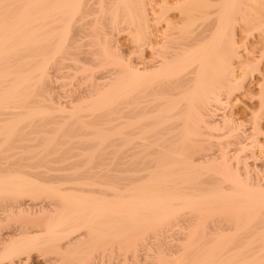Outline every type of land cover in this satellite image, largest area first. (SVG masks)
<instances>
[{
    "label": "bare ground",
    "instance_id": "bare-ground-1",
    "mask_svg": "<svg viewBox=\"0 0 264 264\" xmlns=\"http://www.w3.org/2000/svg\"><path fill=\"white\" fill-rule=\"evenodd\" d=\"M246 1L264 10L186 0L179 31L163 21L153 45L130 0H0V264H139L138 251L145 264H264V183L243 156L262 145L264 99L244 119L250 142L219 113L240 59L225 34ZM257 14L246 23L264 31ZM119 25L151 60L119 53ZM171 226L174 247L158 234Z\"/></svg>",
    "mask_w": 264,
    "mask_h": 264
},
{
    "label": "rangeland",
    "instance_id": "rangeland-1",
    "mask_svg": "<svg viewBox=\"0 0 264 264\" xmlns=\"http://www.w3.org/2000/svg\"><path fill=\"white\" fill-rule=\"evenodd\" d=\"M131 2H135V4L137 5V6H139V7H136L135 5H134V3L132 4L133 5V7L135 6V8H137V11H139V12H136L138 15H140V16H138V17H140L141 18V13H142V15L145 17V19H146V23H147V21H149L148 23H147V26H148V28L151 30V31H153L152 33H154V34H157L158 32L159 33H162L163 31L162 30H164V27L166 28V23H164V22H167V23H171L172 24V27L174 28V27H176V29H172V30H174V31H172V32H175V33H177L178 31H179V29L178 28H180L179 27V23L181 22V9L180 8H177L178 6H180V5H182L181 3L182 2H184V1H186V0H164L165 2H166V4H164L165 2H163V4H162V1L163 0H130ZM139 1H142V2H139ZM161 1V2H160ZM167 1L169 2L168 4H167ZM211 5L213 4L214 5V3L212 2L211 3V0H207ZM218 3H220L219 1H218ZM246 4H244L245 6H243V4H242V6L243 7H245V9L243 8V7H240V13L241 14H236L235 13V16L236 17H234V18H237L236 20H235V22H232V26L230 25L229 26V28H228V30L229 31H226V34H225V40L227 41V42H225V43H229V40H230V42H234L233 44H234V46H235V52L237 53V56H239V60L237 59V58H235L234 60H233V68H234V74H235V77H234V79L235 78H237L235 81H234V85H235V87L236 88H234L232 91H230L231 93H230V95L228 96V98L229 99H227L226 101L228 102H226L225 101V103H226V105L224 106L223 105V103H224V100H223V103H222V107H221V111H219V113H221L222 112V114L223 115H228V116H230L231 118L234 116L235 118H234V120H235V122L238 120V123H237V125H239V126H237V127H240L236 132L238 133V134H241V132H242V130H245V131H243V132H245V133H242V134H245L246 135V133H247V131L249 130V128H248V126L250 125H248V124H246V120H244V119H246L247 118V123H249V118L247 117V116H249L250 115V110H251V112H253V111H259L258 110V104H259V100L261 101V99L263 100L264 99V95H262V93L264 92V89L262 90V88H264V84H262V87L260 86V88H259V86L257 85V84H259V83H257V81L258 80H256L255 81V78L256 79H259V75H260V72H261V74H264V33H261V34H259V32H262L263 30L262 29H257V25L256 26H252V25H249V24H247L246 23V21H248L249 22V18H250V20L251 19H253L254 18V16H255V14L256 13H258L257 15H259V14H262L263 12H264V10L262 9V7L259 5V4H257L256 3V1L255 2H253L252 4L251 3H249V1L247 2H245ZM257 5H256V4ZM184 4V3H183ZM251 4V5H250ZM162 5V6H161ZM167 5H169V6H167ZM211 5L209 6L210 8H212L213 7V5H212V7H211ZM249 5H250V7H249ZM255 5L256 6H260L261 7V9L263 10V12L262 13H260V7L258 6V7H255ZM157 8H156V7ZM163 6H166V8L164 7V9L165 10H167L168 11V9H169V12H167V11H165L164 9H163ZM217 6H218V4H217ZM216 5L212 8V9H210L209 8V11L211 10L213 13H215L216 11L218 12L219 11V8L217 7ZM152 7V8H151ZM159 7V8H158ZM215 7H216V9H215ZM134 8V9H135ZM140 8H141V10H140ZM243 8V9H242ZM257 8V9H256ZM258 8H259V10H258ZM160 9H163V10H160ZM171 9H172V11H171ZM214 9H215V12H214ZM241 9H242V11H241ZM248 9H249V11H248ZM252 9V10H251ZM254 9V10H253ZM261 10V11H262ZM135 11H136V9H135ZM141 11V12H140ZM158 11V12H157ZM179 11V12H178ZM210 11V12H211ZM246 11V12H245ZM254 11V12H253ZM257 11V12H256ZM161 12V14L159 15V13ZM166 12V13H165ZM238 12V13H239ZM244 12V13H243ZM251 12H253V14H250ZM256 12V13H255ZM152 13V14H151ZM163 13L166 15H164L165 17H164V19L161 17V16H163ZM173 13V14H172ZM255 13V14H254ZM125 14V13H124ZM243 14V15H242ZM248 14H250V17H249V15ZM264 14V13H263ZM262 14V15H263ZM159 15V16H158ZM248 15V17L249 18H247V20H246V16ZM241 16H244V17H241ZM158 17H159V20H158ZM264 17V16H263ZM139 18V19H140ZM157 18V19H156ZM160 18H161V20H160ZM239 18H240V20H239ZM123 19H121V21H122ZM169 20V21H168ZM174 20V21H173ZM180 20V21H179ZM239 21V23H238V21ZM159 21V22H158ZM163 23H162V22ZM255 21V20H254ZM253 21V22H254ZM174 24H173V23ZM178 22V23H177ZM243 22V23H242ZM153 23V25H151ZM240 23H242V24H240ZM244 23L246 24V25H244ZM170 24V25H171ZM121 25V24H120ZM119 25V28H118V30L120 31H116V35L114 34V36H113V42H115V45H116V47H117V49L119 50V53H121L122 52V56L124 55L125 56V54H128L127 56H129L130 57V54L133 52V51H136V53H134V55L132 56V54H131V58H128L129 60H131L132 59V61L133 62H137L136 61V59L138 60V62L141 60V62H143L144 60H145V56H146V60L149 58V56L151 57V55H149L150 54V51L148 52V49H146L145 47H144V51L143 50H141L140 48H139V46H137V45H135L136 47H137V49H136V47H135V49H134V46H133V48L131 49V47H132V44L134 45V43H132V42H134V40H133V35L130 33L131 31H127V30H125V32H124V29H125V27H124V25H122V27H124V29L123 28H121V26ZM151 25V26H150ZM155 25V26H154ZM161 25V26H160ZM166 25V26H165ZM169 25V24H168ZM169 25V26H170ZM240 25V26H239ZM158 26V27H157ZM250 26H251V28H250ZM231 27H234V28H232L231 30H230V28ZM247 27V28H246ZM256 28V29H253V28ZM160 28H161V30H160ZM243 28V29H242ZM244 29H246V30H244ZM250 30L249 32L247 31V30ZM121 30H123V32L121 31ZM158 30V31H157ZM183 30V29H182ZM254 30V31H253ZM246 31V32H245ZM256 31V32H255ZM118 32V33H117ZM121 32H122V34H121ZM157 32V33H156ZM245 32V33H244ZM264 32V31H263ZM159 33L157 34V36L159 35ZM130 34L132 35V36H130ZM152 35L153 37H151V43L154 45V44H159L160 42H161V37L160 36H156V35ZM263 34V35H262ZM161 35V34H160ZM258 35V36H257ZM231 36V37H230ZM261 36V37H260ZM154 37H157V39H155ZM257 37V38H256ZM259 37V38H258ZM154 38V39H153ZM158 38H159V40H158ZM157 42H156V41ZM260 40V41H259ZM262 40V41H261ZM156 42V43H155ZM159 42V43H158ZM261 42V43H260ZM257 43V44H256ZM261 44H262V46H261ZM118 45V46H117ZM251 45V46H250ZM253 45V46H252ZM131 46V47H130ZM238 47V48H237ZM249 47H251V48H249ZM260 50H259V49ZM262 48H263V50H262ZM84 49H85V47H84ZM121 49V50H120ZM253 49V50H252ZM258 49V50H257ZM132 50V51H131ZM137 50H139V51H137ZM146 50V51H145ZM246 50V51H245ZM131 53H130V52ZM245 51V52H244ZM254 51H256V52H254ZM259 51H260V53H259ZM261 51H262V53H261ZM125 52V54H123ZM145 54H144V53ZM244 52V53H243ZM246 53V54H245ZM248 53V54H247ZM136 54V55H135ZM143 54H144V56H143ZM240 54V55H239ZM245 54V55H244ZM139 55V56H138ZM248 55H249V57H248ZM261 55V56H260ZM263 55V56H262ZM127 56H125V58L127 57ZM136 56H137V58H136ZM260 56V57H259ZM251 57V58H250ZM139 58H141V59H139ZM144 58V59H143ZM135 59V60H134ZM261 59V60H260ZM145 60V61H146ZM149 60H151L150 58H149ZM258 60H259V62H258ZM148 61V60H147ZM239 61V62H238ZM240 63V64H243V65H245L244 66V68H247V70L246 71H242V70H240V67L238 66V67H236L237 66V64L236 63ZM244 62V63H243ZM258 62V63H257ZM246 63V64H245ZM260 63V64H259ZM234 64H235V67H234ZM250 65H252V67L250 66ZM257 65H259V67L256 66ZM255 66V67H254ZM249 67H250V70H249ZM254 68L255 69H257V70H254ZM258 68H260L259 70H258ZM236 69V70H235ZM239 70H240V72H239ZM64 71L65 72H67V70L65 69V70H63V72L61 71V73H64ZM103 72L104 71H106V70H102ZM102 71H96L95 72V74L98 76V74L99 75H101L100 73L102 72ZM242 71V72H241ZM250 71V72H249ZM256 72V74H257V72H258V76H256V74H255V72ZM99 72V73H98ZM102 72V75H101V77L105 74V72L103 73ZM237 72V73H236ZM239 72V73H238ZM241 74V75H240ZM248 76V77H247ZM96 77V76H95ZM98 77H100V76H98ZM258 77V78H257ZM97 78V77H96ZM97 79H99V78H97ZM239 80V81H238ZM60 81V80H59ZM56 82V83H62V81H60V82ZM68 82V81H67ZM55 83V84H56ZM74 83H78V82H76V80L74 81ZM238 85V87H237V85ZM241 86V87H240ZM84 87V86H83ZM239 88V90H237ZM261 89L262 90V92H261V90H259V89ZM235 89H236V91H235ZM241 89V90H240ZM260 92H259V91ZM235 93H234V92ZM261 93V95H259ZM264 94V93H263ZM260 97H259V96ZM257 96H258V99H257ZM263 97V98H262ZM243 98V99H242ZM261 98V99H260ZM239 103V104H237V103ZM224 103V104H225ZM233 103H235V104H233ZM229 104V105H228ZM232 104V105H231ZM228 105V106H227ZM227 106V107H226ZM232 106V107H231ZM226 108V109H225ZM256 108H257V110H256ZM226 111V112H225ZM226 114H225V113ZM233 113V114H231V113ZM237 112V113H236ZM254 112V113H255ZM231 114V115H230ZM249 114V115H248ZM233 119V118H232ZM241 120V122L243 123V121H244V123L243 124H245V125H243L242 123V125H243V127H241L240 126V120ZM264 118H262L260 121L261 122H259L260 123V125H261V131L263 132L264 131ZM263 125V126H262ZM244 126H245V129H241V128H244ZM250 127V126H249ZM263 128V129H262ZM261 131L259 132V133H261ZM249 132V131H248ZM264 133V132H263ZM263 133H261L260 134V136H258L257 137V139L259 140H257V142H258V144H262V145H257V146H254L253 148H251V150H249V149H247V150H245L246 152H244L245 154H243V156H245V158H247L248 160H250L251 162H253L252 164H256L255 166H256V168H254V165H252L247 159H246V161H247V163H249V170L251 169V168H253L255 171H256V169H258V171H259V174L262 176V182L264 183V152H262L263 150H264V135H263ZM249 134V135H248ZM247 137L246 138H248L249 139V142H250V140H251V138H249L250 136H251V132H249V133H247V135H246ZM249 136V137H248ZM115 138V137H114ZM117 138H115V140H116ZM248 139H246L245 140V143H248ZM247 141V142H246ZM248 144H250V143H248ZM204 146L205 145H201V146H198L197 148H199V147H202V149H204ZM258 146H263V148L261 147H258ZM109 148V150H113V148L114 147H108ZM230 148H231V146H230ZM234 148V147H233ZM249 148V147H248ZM105 149V148H104ZM106 150V149H105ZM115 150V149H114ZM254 150V151H253ZM253 152V153H252ZM260 152V153H259ZM243 153V152H242ZM248 153H251V154H248ZM263 153V154H262ZM249 155V157L250 156H252L251 158H249L248 157V155ZM255 154V155H254ZM247 155V156H246ZM254 155V156H253ZM257 156H259L258 157V159H257ZM260 158V159H259ZM257 159V160H256ZM255 160V161H254ZM261 161H262V163H261ZM255 162V163H254ZM257 162V163H256ZM262 164H263V166H262ZM252 167H251V166ZM259 165V166H258ZM261 169H259L258 167ZM260 166H262V167H260ZM253 169H251L250 170V172L252 173H254L255 174V178H257V177H259L260 175L259 174H257V175H259V176H257L256 177V172H254V170ZM252 173V174H253ZM258 173V172H257ZM251 174V175H252ZM254 177V176H253ZM260 178V177H259ZM258 178V180H260ZM261 182V183H262ZM186 215V214H185ZM181 230L180 228H178V226H171V227H169V228H167L165 231L164 230H161V231H163V232H161V233H158V234H161L159 237L161 238L162 237V243L163 244H166V245H168V246H176L177 245V243H179L177 240H176V238L178 239V237H180V231L179 230ZM179 231V232H178ZM175 232V233H174ZM177 232V233H176ZM175 234H177V235H179V236H176ZM176 236V237H175ZM175 238V239H174ZM177 242H176V241ZM176 244V245H175ZM137 255H138V257H139V264H145V263H147L146 261H145V258H144V252L143 251H138L137 252ZM116 259H113L112 260V263L113 264H116ZM111 263V264H112ZM128 264H132V262L131 261H129L128 262Z\"/></svg>",
    "mask_w": 264,
    "mask_h": 264
}]
</instances>
